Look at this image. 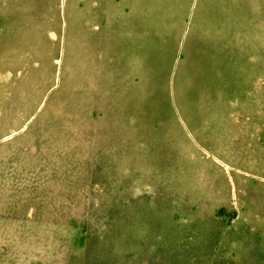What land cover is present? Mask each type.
<instances>
[{
	"label": "rangeland",
	"instance_id": "obj_1",
	"mask_svg": "<svg viewBox=\"0 0 264 264\" xmlns=\"http://www.w3.org/2000/svg\"><path fill=\"white\" fill-rule=\"evenodd\" d=\"M0 264H264V0H0Z\"/></svg>",
	"mask_w": 264,
	"mask_h": 264
}]
</instances>
